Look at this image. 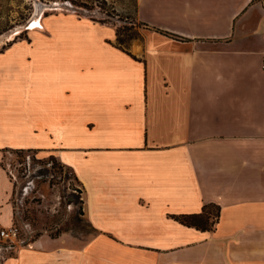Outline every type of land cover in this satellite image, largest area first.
I'll use <instances>...</instances> for the list:
<instances>
[{"label":"crops","instance_id":"1","mask_svg":"<svg viewBox=\"0 0 264 264\" xmlns=\"http://www.w3.org/2000/svg\"><path fill=\"white\" fill-rule=\"evenodd\" d=\"M135 14L128 48L60 10L0 49V228L3 158L24 150L72 170L94 229L0 264H264V0H135ZM209 203L213 229L172 217Z\"/></svg>","mask_w":264,"mask_h":264},{"label":"rangeland","instance_id":"2","mask_svg":"<svg viewBox=\"0 0 264 264\" xmlns=\"http://www.w3.org/2000/svg\"><path fill=\"white\" fill-rule=\"evenodd\" d=\"M60 10L78 11L113 24L115 41L123 48L139 41L145 28L136 17L135 0H1L0 49L32 27L34 16ZM13 32L17 33L8 39ZM3 166L14 182L13 221L21 228L23 245L42 235L81 237L92 233L94 229L83 211V192L76 191L82 190L80 184L58 158L9 151Z\"/></svg>","mask_w":264,"mask_h":264},{"label":"trees","instance_id":"3","mask_svg":"<svg viewBox=\"0 0 264 264\" xmlns=\"http://www.w3.org/2000/svg\"><path fill=\"white\" fill-rule=\"evenodd\" d=\"M76 191L83 192L82 190ZM220 211L221 207L218 204L209 203L203 206L202 211L200 213L177 214L172 215V217L186 225L195 226L203 230H210L214 228V225L219 218Z\"/></svg>","mask_w":264,"mask_h":264},{"label":"built area","instance_id":"4","mask_svg":"<svg viewBox=\"0 0 264 264\" xmlns=\"http://www.w3.org/2000/svg\"><path fill=\"white\" fill-rule=\"evenodd\" d=\"M22 245L21 228L17 224L0 228V261Z\"/></svg>","mask_w":264,"mask_h":264},{"label":"bare ground","instance_id":"5","mask_svg":"<svg viewBox=\"0 0 264 264\" xmlns=\"http://www.w3.org/2000/svg\"><path fill=\"white\" fill-rule=\"evenodd\" d=\"M38 17L37 16H34V18L32 19L31 21V26H35L36 22L38 21ZM17 32H13L12 34H10L8 37V39H13V36L16 34Z\"/></svg>","mask_w":264,"mask_h":264}]
</instances>
